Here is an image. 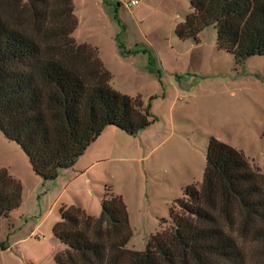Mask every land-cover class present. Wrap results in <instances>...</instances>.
Wrapping results in <instances>:
<instances>
[{"label":"trees","instance_id":"obj_1","mask_svg":"<svg viewBox=\"0 0 264 264\" xmlns=\"http://www.w3.org/2000/svg\"><path fill=\"white\" fill-rule=\"evenodd\" d=\"M190 8L175 27L180 41L213 26L236 64L264 56V0H190ZM77 26L74 0H0V132L44 181L73 167L105 128L135 135L149 125L140 99L111 86L98 50L75 40ZM101 197L98 217L61 207L53 232L65 249L55 264H264V173L214 138L201 185L185 188L144 251L128 248L122 198L106 186ZM20 203V185L0 171V220Z\"/></svg>","mask_w":264,"mask_h":264},{"label":"rangeland","instance_id":"obj_2","mask_svg":"<svg viewBox=\"0 0 264 264\" xmlns=\"http://www.w3.org/2000/svg\"><path fill=\"white\" fill-rule=\"evenodd\" d=\"M128 1L74 5L84 18L82 32L91 31L113 63L117 91L140 99L149 125L135 135L102 132L88 177L75 178L71 168L51 181L38 177L21 148L0 132V171L21 187L19 207L0 220V264H55L65 249L53 232L61 207L98 217L105 186L126 206L128 248L144 251L185 188L201 185L211 138L241 151L264 173V56L236 64L218 46L213 26L198 41H180L175 27L191 12L190 0H140L136 10ZM113 43L124 61L114 62Z\"/></svg>","mask_w":264,"mask_h":264},{"label":"crops","instance_id":"obj_3","mask_svg":"<svg viewBox=\"0 0 264 264\" xmlns=\"http://www.w3.org/2000/svg\"><path fill=\"white\" fill-rule=\"evenodd\" d=\"M139 7L140 6L135 8V10L138 9ZM74 13H75V16H76V18L78 20V26H77V29L74 32V35H73L75 40L80 42V43H85V44L91 45V46L95 47L98 50L101 61L103 62L105 67L109 70V72L112 75L111 86L115 90H117V87H119V84L115 82L116 78L113 75L114 74L113 67H112L113 63H111L110 61H107L105 59V57H104V53H105L104 50L105 49H103L102 46L98 42H95V40H94L95 36L91 33V31L88 30V31L82 32V27L84 25V18H81L79 15H77L76 9H75V5H74ZM117 48L118 47H117L116 43H113L112 46H111V53L115 55L114 62L116 60H119V61L122 62V61H124L123 57L120 58L118 56V53L116 52ZM131 48L132 47H129L127 49L130 51V50H132ZM109 129H117V128L110 126V127L105 128L104 131H110ZM117 131H121V130L117 129ZM96 141L97 140H95L93 143H91V145L86 149L84 154L77 160V162L73 165V167H71V168H73L71 171H73L72 173L75 175L74 176L75 178L88 177L89 176V172L92 170L91 167L93 166V164L96 163V162H92L91 163V161H90L94 157L93 156V150H91V149H92L94 143H97ZM71 168H69V169H71ZM69 169H63V170H69ZM65 176H70V174H65ZM90 181H91V179H88L89 183H90ZM102 195H103V193L101 194V196ZM92 217H96V216L93 215Z\"/></svg>","mask_w":264,"mask_h":264},{"label":"built area","instance_id":"obj_4","mask_svg":"<svg viewBox=\"0 0 264 264\" xmlns=\"http://www.w3.org/2000/svg\"><path fill=\"white\" fill-rule=\"evenodd\" d=\"M140 4V0H129L127 3H126V6L129 8V9H135L139 6Z\"/></svg>","mask_w":264,"mask_h":264}]
</instances>
